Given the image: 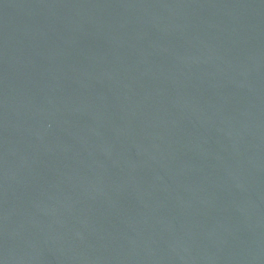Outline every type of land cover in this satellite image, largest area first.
<instances>
[{
    "label": "water",
    "instance_id": "1",
    "mask_svg": "<svg viewBox=\"0 0 264 264\" xmlns=\"http://www.w3.org/2000/svg\"><path fill=\"white\" fill-rule=\"evenodd\" d=\"M0 264H264V0H0Z\"/></svg>",
    "mask_w": 264,
    "mask_h": 264
}]
</instances>
